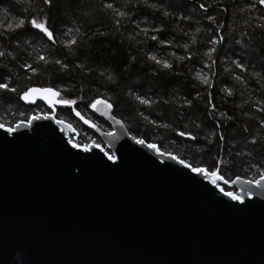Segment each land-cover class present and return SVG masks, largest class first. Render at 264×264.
I'll return each mask as SVG.
<instances>
[{
    "label": "trees",
    "instance_id": "obj_1",
    "mask_svg": "<svg viewBox=\"0 0 264 264\" xmlns=\"http://www.w3.org/2000/svg\"><path fill=\"white\" fill-rule=\"evenodd\" d=\"M32 19L46 22L55 41L32 28ZM0 52V83L8 85L0 89V124L6 128L52 114L43 103L20 99L31 87H48L59 100L75 101L105 132L110 126L90 112L99 98L112 104L132 137L186 164L218 169L230 181L264 176L260 0H0ZM197 73L207 74L211 87ZM54 116L78 133L69 136L72 142L105 148L70 107L57 106Z\"/></svg>",
    "mask_w": 264,
    "mask_h": 264
},
{
    "label": "water",
    "instance_id": "obj_2",
    "mask_svg": "<svg viewBox=\"0 0 264 264\" xmlns=\"http://www.w3.org/2000/svg\"><path fill=\"white\" fill-rule=\"evenodd\" d=\"M46 88L20 99L52 114L13 133L0 128V264H264V179L228 185L193 174L135 143L107 100L90 112L109 132ZM57 106L70 107L107 151L73 148L78 133L55 118Z\"/></svg>",
    "mask_w": 264,
    "mask_h": 264
},
{
    "label": "snow or ice",
    "instance_id": "obj_3",
    "mask_svg": "<svg viewBox=\"0 0 264 264\" xmlns=\"http://www.w3.org/2000/svg\"><path fill=\"white\" fill-rule=\"evenodd\" d=\"M44 2H45V3H50L51 0H44ZM260 3L264 4V0H260ZM108 7L111 8L112 5L109 4ZM120 15H123V13H120ZM29 23L31 24L32 28L37 29L40 33H43V35H44L45 37H47V40H49V41H53V42L55 41V37H54V35H53V32L50 31L49 28L46 26V22H40V21H38L37 19H32L31 21H29ZM23 24H24V21L21 20V21H20V24L17 25V27H21V26H23ZM152 39L155 40L156 37L153 36ZM69 43H70V44H75L76 41L73 40V41H70ZM213 51H214V49H213ZM0 55H3V53L0 52ZM207 55L209 56V59H211V52H209ZM44 59H45L44 57H42V56L40 57V60H44ZM151 59L154 60L157 64H161V61L158 60V59H156V57L153 56V57H151ZM57 63H59V61H57ZM29 67H31V66H29ZM162 67L165 68V69H168V68L171 67V65H169L167 62H164V63L162 64ZM33 71H34V69H33ZM196 78H197L202 84H205V85H208L209 87H211V82H210V79H209V77L207 76V74L197 73ZM237 79H239V77H237ZM7 87H8L7 84L0 83V89H5V88H7ZM36 91H40V90H39V89H30V90H29V93H31V92H36ZM43 91H44V92L52 93L54 96H58V95H59V92H53V90H52L51 88L43 89ZM226 91H228V94L231 95V92H230L229 90L226 89ZM29 93H25V96H24L23 98H24V99H27ZM102 102H103V101H101V100L98 99V100H96V101L91 105V107H92L93 109H95L96 105H97V104H100V103H102ZM140 102H141V103H144V104L148 103L147 100H143V99H142ZM58 103H59V104H62V105H72V104H75L76 102H75V101H69V100H60V101H58ZM107 107H108L109 109H111L112 105H111V104H108ZM76 115L79 116L80 114L77 112ZM38 118H39V117H35V116H34V117H32L29 121H27V123L30 125L33 121H35V120L38 119ZM45 118H48V117L46 116ZM84 122H85V123H88L87 120H85ZM22 123H23V122H22ZM22 123H21V124H17L16 127H8V128L6 129V131L9 132V133H13V132H15L18 128H20V127L22 126ZM57 123H60V122L57 121ZM0 128H4V125H3V124H0ZM179 135L183 137V136H185L186 134L183 133V132H181V133H179ZM69 142L71 143V146H72L73 148L82 149L83 151H89L91 147L100 148V145H98V144H95V145H83V146H82V145L77 144V143H74V142H72V141H69ZM135 143H137V144H139V145H144V144H145V141H144L143 139H136V140H135ZM147 147H148L149 149L155 150L156 153H157L158 155H160V156H165V155H166L165 153H163V152H161V151L159 150V147H158L156 144H151V143H149V144H147ZM100 150H101V151H104L103 148H100ZM105 155L107 156V158H108L109 160H113V161L115 160V154H108L107 152H105ZM167 155H168V157H169L171 160H173V161H177V157H176V156L171 155V154H167ZM177 162L180 163V164H181L182 166H184L185 168H188L193 174H197V175H201V174L206 175V174H207V171H208L207 169H204V168H198V167H193L191 164H186V163L184 162V160H178ZM212 175L217 176V179L220 180V181H222L224 184L232 185V184L235 183L234 180L230 181V180H228V179H225L223 176L219 175V174H218V170H217L216 172H213ZM261 178L264 179V176H262ZM212 183H213V184H216V181H212ZM248 183H252V182L249 181ZM255 183H256L257 185H259L260 182H259V181H256ZM219 190H220L224 195L230 197L232 200H234V201H238V202H241V203L243 202V198H242L241 196H239V195H235V194H233V192H230V191H225L223 188H219Z\"/></svg>",
    "mask_w": 264,
    "mask_h": 264
},
{
    "label": "rangeland",
    "instance_id": "obj_4",
    "mask_svg": "<svg viewBox=\"0 0 264 264\" xmlns=\"http://www.w3.org/2000/svg\"><path fill=\"white\" fill-rule=\"evenodd\" d=\"M4 128H6V127H4ZM7 129V128H6ZM71 136V135H70ZM71 141V140H70ZM101 147V146H100ZM101 148H103V147H101ZM104 150H106V148H103ZM109 154V153H108ZM219 188H220V185H219ZM233 194H235V195H237L236 194V192H233Z\"/></svg>",
    "mask_w": 264,
    "mask_h": 264
}]
</instances>
